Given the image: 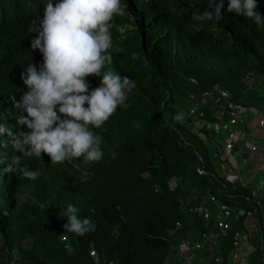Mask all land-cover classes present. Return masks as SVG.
<instances>
[{
    "label": "trees",
    "instance_id": "obj_1",
    "mask_svg": "<svg viewBox=\"0 0 264 264\" xmlns=\"http://www.w3.org/2000/svg\"><path fill=\"white\" fill-rule=\"evenodd\" d=\"M124 2L126 14L113 20L111 67L137 87L126 109L119 107L100 129H93L102 137V159L52 164L44 153L21 156V167L40 171L31 180L3 171L21 154L12 148L7 133L0 136V264H167L168 258L175 261L183 238L197 241L211 229L218 233L214 257L207 247L193 250L192 264H235L236 240H242L237 232L250 235L253 250L247 264H264L262 210L254 218L238 213L256 206L253 190L260 181L255 178L244 186L220 176L224 169L235 170L236 164L215 156L217 132L204 129L206 138L196 133L199 112L191 113L192 94L199 97L218 89L264 112V29L229 13V0H224L222 17L199 22L193 14L211 5L214 10L219 0ZM46 3L0 0V123L13 134L27 127L18 123L27 113L16 104L28 91L22 79L25 69L30 64L39 69L43 62L40 51L31 47L39 34L31 29L34 20L39 27ZM257 11L264 16V0H258ZM133 53L139 58L133 59ZM101 79L87 78L89 92ZM180 111L186 113L182 122L173 119ZM205 112L204 121L215 120L211 110ZM249 154L246 150L238 158ZM82 174L87 176L84 182ZM212 194L233 208L235 219L227 231L190 211ZM260 199L264 204V189ZM69 203L80 209L79 216L93 220L94 232H65L63 211ZM216 256L221 257L218 263Z\"/></svg>",
    "mask_w": 264,
    "mask_h": 264
},
{
    "label": "clouds",
    "instance_id": "obj_2",
    "mask_svg": "<svg viewBox=\"0 0 264 264\" xmlns=\"http://www.w3.org/2000/svg\"><path fill=\"white\" fill-rule=\"evenodd\" d=\"M124 3V0H47L39 27L34 20L31 29L39 33L31 47L40 51L43 62L39 69L35 64L25 69L22 79L28 91L16 104L27 113L18 119L20 125L27 126L26 130L13 134L6 124L0 123V136L7 133L12 148L21 154L13 157L3 171L36 180L40 171L21 167V156L41 157L42 153L51 158L52 164L81 157L87 163L102 159V137L93 129H100L119 107L126 109L129 95L137 87L134 80L111 67L113 20L126 14ZM223 8L224 0H219L214 10L211 5L202 13H194L192 19L212 21L214 17H222ZM257 8L258 0H229L227 11L264 29V16ZM138 58L139 54L133 53V59ZM93 75L102 79L100 86L89 92L87 78ZM185 116L180 111L173 119L182 122ZM80 179L86 181V174ZM79 212L75 205H66L65 232L78 236L94 232L93 220L79 216ZM61 237L67 240L65 234Z\"/></svg>",
    "mask_w": 264,
    "mask_h": 264
},
{
    "label": "built area",
    "instance_id": "obj_3",
    "mask_svg": "<svg viewBox=\"0 0 264 264\" xmlns=\"http://www.w3.org/2000/svg\"><path fill=\"white\" fill-rule=\"evenodd\" d=\"M192 95L195 99V104L192 107L191 113L199 112V114L195 116V132L202 135L204 138L207 136L206 132H203L204 129L214 130L217 134L223 129L227 133V138L222 140V142L217 138L218 136H215L216 141L213 145L216 148V157L226 162L228 165H234L239 153L243 154L246 150H249V152H255L258 150L257 144L251 142L250 138L257 136L254 135V132L264 129V112L260 108L255 105H246L231 100L228 91L224 89L207 91L199 97L194 94ZM205 109L211 110L215 120L204 121L206 115ZM198 116L200 117L199 119H197ZM245 127H247V129H245ZM200 172H204V170L200 169ZM220 176L225 177L232 183L238 181L244 186H247L256 178L257 174L252 169H247L246 171H239L237 169L229 171L224 169L220 172ZM170 184L174 187L176 185V180L172 179ZM263 189L264 180H261L259 187L253 190V198L256 202V206H253L248 210L241 208L238 213H246L249 217L254 218L257 211L261 209L262 216L264 217V204L260 199L261 191ZM248 200L250 201L251 199ZM190 211L193 215L201 217L207 221L213 219L215 221L214 224L216 229L224 231L231 228L232 222L235 219L232 206L228 202L220 200L213 194L203 202L193 204L190 207ZM181 226L182 223L178 221L176 229H180ZM255 229L256 231H259L257 226H255ZM244 235H246L245 240L249 241V233ZM236 237L237 239L244 238L240 232L236 233ZM217 242L218 233L214 229L202 233L201 239L197 241H191L189 237H185L176 247L177 255L174 256L176 257V259H174L175 261L168 258L167 264H192L191 252L197 249L202 250L206 247L214 257ZM240 243V241L236 240L237 246H239ZM91 254L96 256L95 251H91ZM233 257L235 264H247V256L240 253L238 248ZM182 259L185 260V262H182ZM215 260L218 263L221 261V257L216 256Z\"/></svg>",
    "mask_w": 264,
    "mask_h": 264
},
{
    "label": "rangeland",
    "instance_id": "obj_4",
    "mask_svg": "<svg viewBox=\"0 0 264 264\" xmlns=\"http://www.w3.org/2000/svg\"><path fill=\"white\" fill-rule=\"evenodd\" d=\"M253 82V80L251 81V83ZM260 87L262 88V90H264V80L260 83ZM264 131V129H261L260 131H256V132H254V135H257V136H254V137H252V138H250V141L251 142H255L256 144H257V146H258V150H256L255 152H249L250 154H249V158H250V160L251 161H248V158L247 159H244L245 161H246V164L248 163V162H256V167H259L261 164H264V144H262V141L260 140V139H264V136H263V138H258V137H260L261 135H263V132ZM259 133H261V134H259ZM218 137L221 139V140H224V139H226L227 138V133L222 129L218 134ZM259 142L261 143V144H259ZM215 150H216V148H215ZM254 153H257L256 155H253ZM253 155V156H252ZM251 156V157H250ZM243 159V158H242ZM244 160H239V158H238V156H237V158H236V162L238 163V164H240V163H243V161ZM248 161V162H247ZM250 164V166H251V163H249ZM251 167H253V166H251ZM255 167V166H254ZM246 169H251V168H246ZM256 169V168H255ZM240 170H241V168H240ZM249 225L250 226H252V229H255V226L253 225V223H252V220L251 219H249ZM243 237L245 238L246 237V235H243ZM249 238V237H248Z\"/></svg>",
    "mask_w": 264,
    "mask_h": 264
},
{
    "label": "crops",
    "instance_id": "obj_5",
    "mask_svg": "<svg viewBox=\"0 0 264 264\" xmlns=\"http://www.w3.org/2000/svg\"><path fill=\"white\" fill-rule=\"evenodd\" d=\"M262 133H263V135H261L258 138H263L264 131ZM259 134H261V133H259ZM260 140L262 141V144H264V139H260ZM259 144H261V143L259 142ZM256 154L257 153H254L253 155H256ZM248 161H251L249 157H248ZM234 163L236 164L235 165V169H237L239 171H246L247 170L246 168H251L253 170L256 167V162H254V163L253 162H248L246 164V161L244 160L243 163H240V164H238L237 162H234ZM249 163H251V166H253V167H251ZM240 168H241V170H240ZM256 174H257L256 178H258L259 181H261V180L263 181L264 180V164H261L259 166V169L257 170ZM252 250H253V245L251 244V242L250 241H246L245 238H243L241 240L240 245L238 246V251L240 253H242L243 255H246L247 259H248V256L252 252Z\"/></svg>",
    "mask_w": 264,
    "mask_h": 264
}]
</instances>
